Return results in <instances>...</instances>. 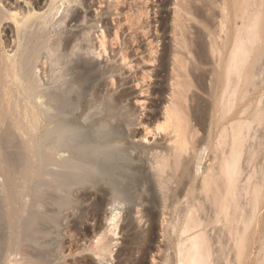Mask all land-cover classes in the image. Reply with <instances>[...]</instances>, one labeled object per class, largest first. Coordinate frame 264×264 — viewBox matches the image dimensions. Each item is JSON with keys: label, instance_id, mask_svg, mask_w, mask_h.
<instances>
[{"label": "bare ground", "instance_id": "obj_1", "mask_svg": "<svg viewBox=\"0 0 264 264\" xmlns=\"http://www.w3.org/2000/svg\"><path fill=\"white\" fill-rule=\"evenodd\" d=\"M18 1L0 0V264L104 261L124 204L122 232L150 227L118 264H145L159 225L162 264H264V0H175L149 113L121 0L100 34L57 29L92 0Z\"/></svg>", "mask_w": 264, "mask_h": 264}, {"label": "rangeland", "instance_id": "obj_2", "mask_svg": "<svg viewBox=\"0 0 264 264\" xmlns=\"http://www.w3.org/2000/svg\"><path fill=\"white\" fill-rule=\"evenodd\" d=\"M92 1L90 3V5L93 6L92 8L90 7L89 9L86 10L80 6V7H77V10H75V12L77 11L76 13H79L80 15H82V17L84 15L88 16L84 23L79 24L80 28L76 29V28H72V26L70 27L68 25V21H67L66 25L64 24V25H62V27L60 26L61 28L60 27L57 28L58 32L71 33V31L77 32V31H80V29L83 30V29H88L90 27H93L94 29H93L92 34L99 33L98 31H100V30L98 29V27H101L102 24L97 26L95 24L96 21L107 19V21H109V23L111 25V29L114 33L115 29H114V26L111 24V21H112V18L113 19H117V18L116 17L111 18L108 15L102 16L103 14L109 12L108 9L110 7V4H113L114 1H112V0H92ZM122 1L123 0H121V4L119 6V9L122 12L120 18L123 21L122 22L123 30L127 31V30L131 29V32H128L126 34V36L128 37V40H130L129 37H130L131 33L134 32L135 35L137 34L136 36L138 38V42L140 45L139 46L140 55L135 58V61H136L135 64H137V62H142L141 60H144L143 62H145V63H141L139 65V68H137V72L140 76L143 75V73L144 74L150 73L152 75V80L147 82V83L152 84L149 95H147L145 93H143V94L141 93V96H140L139 95L140 94V91H139L140 88H138V90L135 91V92H137L136 95L137 94L139 95V96L137 95L136 97H138V99L141 101V103L146 104V106H147L146 113H149V109H150L149 108V106H150L149 100L153 98L150 94L153 93L155 86L160 84L159 79L156 78V72H158V71H159V73L161 72L160 65H159L160 64L159 58L162 56L164 48L169 46L170 42H171V40H170L171 36H172V34H171L172 28L171 27H172V19H173L172 17H173V8H174V6H172V5H173L175 0H171L169 2L167 0H125L124 2H122ZM12 2H15V0H12ZM18 2L23 3L22 0H19ZM130 5H131L133 11L129 10ZM65 9H66V7H65ZM96 9H99V10L96 13H94L96 11ZM97 13L101 14L102 17L100 16L101 18L97 17V19H96ZM64 15H67V13L64 9H62L61 14L58 16V18H60L61 16H64ZM128 19L130 20V22L128 21ZM10 31H11L10 26L6 25L4 27V32L2 33V37L4 40V46L5 47H7L9 45L12 46V44L10 43L12 41V40H10L12 37V34H10ZM97 37L98 36H96V38ZM150 43L152 45H150ZM152 48L155 50H152ZM8 51H11L10 47H8ZM152 51H155L154 53H158V54L153 55ZM141 53H143V55ZM150 53H152L151 54L152 56H150ZM153 56L156 57L157 61H155V62L149 61V60H151L150 59L151 57H152V59H155V58H153ZM155 83H158V84H155ZM144 91H145V89H144ZM147 99H149V100H147ZM118 208L122 213L121 214L122 219H121V222L119 223L118 229L116 230L117 233H115L113 235H112V233H109V231L111 230V227H108V224L106 225L105 222H104V226L100 225V227H99L100 229H98L94 225L95 223H93V222H90L87 224L88 228H91V229L97 228L98 230L101 231V233L104 231L107 232V235H106L107 240L109 239L108 241H110V245L112 246V249H113L112 256H108L109 259L106 257L104 259L105 262L103 260L101 261L98 257H94L92 255H87L88 261L93 260V263L91 262L92 264H101V262L103 264H118V261H119L118 256L127 247L126 245L130 240V236L134 232H141V231L143 232L144 230L147 231V229H149V227H150V222L147 221V219L145 218L141 223H139L135 220L136 229L134 230V232H131L129 234L124 232V231L122 232L121 230L123 229V227L126 224V222L124 223V219L126 218L125 216H127L126 214L128 213L129 207H128V205L124 204V205L119 206ZM112 210H113L112 207H110V206L106 207L104 210V212L106 211L105 215L107 213L109 214V212H111ZM135 213H136V209H133L131 211V214L129 217L136 219L135 217H138V216L134 215ZM104 227H106V228H104ZM138 229H139V231H138ZM160 231H161V227L159 225L157 235L155 237V241H154V245H153V251H152V253L148 254L145 257V259H146L145 264H153V263L154 264H160V263L162 264L161 257L157 253L158 247L165 246L164 245L165 242L161 238L162 233ZM68 241L69 240L67 239V242ZM169 254H172L171 251L169 252ZM153 256H155V257L153 258ZM141 257H142L141 253L135 252V254L133 255L132 261L135 263ZM89 258H91L92 260ZM153 259H154V262H153ZM155 259H156V262H155ZM68 261L70 263H72V259H69Z\"/></svg>", "mask_w": 264, "mask_h": 264}]
</instances>
